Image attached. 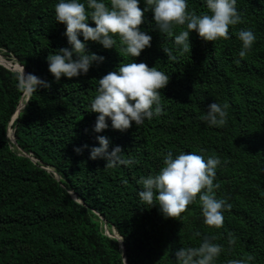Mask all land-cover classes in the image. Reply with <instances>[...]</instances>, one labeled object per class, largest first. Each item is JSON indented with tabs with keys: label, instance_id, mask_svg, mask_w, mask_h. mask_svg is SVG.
<instances>
[{
	"label": "trees",
	"instance_id": "1",
	"mask_svg": "<svg viewBox=\"0 0 264 264\" xmlns=\"http://www.w3.org/2000/svg\"><path fill=\"white\" fill-rule=\"evenodd\" d=\"M56 3L0 0V53L49 84L31 93L11 125L15 146L8 129L25 92L17 87L21 74L0 65V264H125L122 247L105 234L101 217L123 238L127 264H175L177 249L198 247L205 239L221 246L214 264H264V2L236 0L241 23L229 27V38L205 42L193 31L188 52L173 43L186 29L175 26L173 37L161 34L149 10L140 28L152 37L151 47L139 57L120 51L118 38L112 49L89 41L86 52L103 56V63L59 82L46 62L49 54L69 47L65 26L55 22ZM186 3L191 12H207L204 0ZM138 6L143 11V0ZM88 24L95 27L90 19ZM241 29L256 37L243 59L236 35ZM162 48L176 59L167 60ZM123 62H143L169 76L160 90L162 113L124 132L107 121L108 129L96 133L98 114L89 105L97 81ZM215 102L227 105L222 128L200 119ZM98 135L109 139V151L119 146L122 159L132 163L105 168L106 161L89 159ZM167 152L219 157L214 196L231 205L220 228L203 223L198 197L176 219L139 200L137 180L158 173Z\"/></svg>",
	"mask_w": 264,
	"mask_h": 264
},
{
	"label": "clouds",
	"instance_id": "2",
	"mask_svg": "<svg viewBox=\"0 0 264 264\" xmlns=\"http://www.w3.org/2000/svg\"><path fill=\"white\" fill-rule=\"evenodd\" d=\"M143 11L138 6L140 0H58L54 6L55 22L65 26L69 47L58 49L46 57L48 72L59 82L61 77L68 79L86 75L93 64L103 63L104 57L86 52L89 41L98 43L104 49H112L118 38L120 51L130 57H139L151 47L152 37L142 31L144 13L151 10L155 29L167 37H173V28L183 26L174 35L173 43L181 52L190 51L189 36L195 32L205 42H215L229 38V27L241 23L236 0H204L207 12L196 14L187 10L186 0H143ZM264 2V0H261ZM87 9V11H86ZM89 19L95 27H90ZM241 41L238 56L243 59L251 50L256 37L253 31L241 29L236 33ZM83 37V43L78 38ZM167 60L176 56L167 48H162ZM119 54V52H118ZM120 55V54H119ZM76 57L73 59V57ZM239 63V60H235ZM169 83V76L149 68L145 63H121L116 71L108 72L97 81L96 95L90 101V112L98 114L93 131L100 133L111 128L124 132L134 122L140 126L162 113L160 90ZM17 87L25 93L37 92L38 88H48L49 84L34 74L24 72L18 77ZM227 105L211 103L200 119L208 126L222 128L226 124ZM98 147L89 149V159L106 161L105 168L129 165L130 160L122 159V149L112 147L104 136H97ZM87 148L88 146H83ZM80 154L82 149H74ZM203 151V150H201ZM221 164L219 157L207 159L194 152H179L173 156L167 152L162 158L158 173L141 176L137 180L142 190L137 192L139 200L147 207L158 205L165 218H177L198 197L203 223L220 228L223 224V211L231 205L224 199L214 196L216 169ZM149 208V207H148ZM197 235H199L197 233ZM229 244L233 243L229 237ZM221 252V246L203 240L198 247H181L175 251V264H214ZM227 264H245L243 260L231 259Z\"/></svg>",
	"mask_w": 264,
	"mask_h": 264
},
{
	"label": "water",
	"instance_id": "3",
	"mask_svg": "<svg viewBox=\"0 0 264 264\" xmlns=\"http://www.w3.org/2000/svg\"><path fill=\"white\" fill-rule=\"evenodd\" d=\"M0 65L4 66L5 68L9 69V70H12L14 72H18L20 74H22V72L18 71V70H15L13 68H10L6 65H4L3 63L0 62ZM22 66V65H21ZM23 67V66H22ZM24 68V67H23ZM28 73V72H27ZM31 93H28L27 97H26V93L24 94L23 98L21 99L20 103H19V106L16 110V113L14 114L13 118H12V121L10 123V127L8 129V137L11 141V143L15 146H17V138L15 136V133H16V127L14 129H12L13 133H14V139H12L10 136H9V131L11 129V125L13 124V122L18 118L20 112L26 107L27 103H28V100H29V97H30ZM23 153V152H22ZM26 156H29V155H26ZM34 162H36L35 159L31 158ZM47 171H50V172H53V170L51 169H46ZM55 173V172H54ZM55 177L57 180L60 179V177L58 176V174L55 173ZM70 193L73 195V197L75 198L76 196L74 195L73 191H70ZM101 219L103 220V223H104V229H105V234L108 235L109 237L111 238H114V239H117L120 246L122 247L123 249V258H124V261H125V264H127L126 262V251H125V245L123 243V238L118 234V232L113 229L112 233L110 232L109 228H108V225H107V222L106 220L101 217Z\"/></svg>",
	"mask_w": 264,
	"mask_h": 264
},
{
	"label": "rangeland",
	"instance_id": "4",
	"mask_svg": "<svg viewBox=\"0 0 264 264\" xmlns=\"http://www.w3.org/2000/svg\"><path fill=\"white\" fill-rule=\"evenodd\" d=\"M0 62L9 66L10 68H14V64L13 63H18L17 60L13 59V60H9L6 57H4L3 54L0 53Z\"/></svg>",
	"mask_w": 264,
	"mask_h": 264
},
{
	"label": "bare ground",
	"instance_id": "5",
	"mask_svg": "<svg viewBox=\"0 0 264 264\" xmlns=\"http://www.w3.org/2000/svg\"><path fill=\"white\" fill-rule=\"evenodd\" d=\"M14 64V68L13 69H15V70H18V71H20V72H24L25 74H28L27 72H26V70H24L23 69V67L19 64V63H13ZM5 65V64H4ZM7 66V65H6ZM9 67V66H8ZM9 136L12 138V139H14V134H13V132H12V128L10 129V131H9Z\"/></svg>",
	"mask_w": 264,
	"mask_h": 264
}]
</instances>
